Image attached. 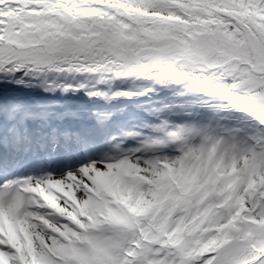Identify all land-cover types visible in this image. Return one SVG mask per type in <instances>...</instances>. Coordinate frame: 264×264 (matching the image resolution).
<instances>
[{
  "label": "snow or ice",
  "instance_id": "1",
  "mask_svg": "<svg viewBox=\"0 0 264 264\" xmlns=\"http://www.w3.org/2000/svg\"><path fill=\"white\" fill-rule=\"evenodd\" d=\"M0 264H264V0H0Z\"/></svg>",
  "mask_w": 264,
  "mask_h": 264
}]
</instances>
